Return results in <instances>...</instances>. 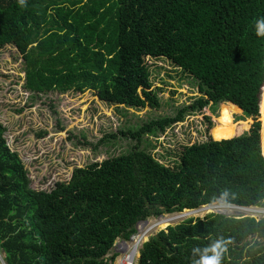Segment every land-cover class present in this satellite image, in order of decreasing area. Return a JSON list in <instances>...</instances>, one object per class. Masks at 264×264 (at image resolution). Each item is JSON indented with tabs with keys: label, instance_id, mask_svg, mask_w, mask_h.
Segmentation results:
<instances>
[{
	"label": "trees",
	"instance_id": "trees-1",
	"mask_svg": "<svg viewBox=\"0 0 264 264\" xmlns=\"http://www.w3.org/2000/svg\"><path fill=\"white\" fill-rule=\"evenodd\" d=\"M259 17L264 0H0V47L10 44L22 55L29 90L91 89L108 104L158 108L149 54L190 74L200 92L173 116L104 135L98 142L119 135L132 143L73 167L50 190L30 186L0 122L2 264H111L115 240H129L135 223L149 216L197 209L223 193L225 203L264 206ZM220 102L242 113L237 121L253 120L246 133L183 145L171 165L150 153L154 144L144 134L156 136ZM215 241L227 248L221 264H264V217L208 212L168 224L141 243L137 264H191L192 248Z\"/></svg>",
	"mask_w": 264,
	"mask_h": 264
},
{
	"label": "rangeland",
	"instance_id": "rangeland-1",
	"mask_svg": "<svg viewBox=\"0 0 264 264\" xmlns=\"http://www.w3.org/2000/svg\"><path fill=\"white\" fill-rule=\"evenodd\" d=\"M126 21H129L127 17ZM129 28L134 29L132 26ZM145 62L151 71V88H156L159 107L125 108L99 99L91 89L62 92L29 90L24 87L22 55L10 44L0 47V122L5 127L3 135L8 146L18 153L27 170L32 188L50 190L55 181L67 180L73 167L121 153L132 141L130 143L119 135L106 143L98 141L125 126L136 127L159 116H173L179 108L193 104L200 96L197 80L167 58L147 54ZM240 116L242 113L235 111L227 102L215 106L209 104L201 112L188 113L183 121L171 124L156 136L144 134L143 137L154 144L150 153L160 162L171 165L183 145L246 133L253 120L244 118L237 121ZM159 153L163 157H159ZM212 204L216 206L207 211L201 206L191 213L183 210L149 216L146 222H137L134 228L149 226L151 235L161 229L158 228L160 220L166 221L162 226L164 228L189 217L201 218L208 212H233L231 207L217 201L208 206ZM260 209L264 211V206L255 208L256 211ZM256 211H241L239 214L260 216ZM149 235H143V239ZM111 249L107 255L115 250L114 246ZM120 257L119 252L113 263L116 264Z\"/></svg>",
	"mask_w": 264,
	"mask_h": 264
},
{
	"label": "clouds",
	"instance_id": "clouds-1",
	"mask_svg": "<svg viewBox=\"0 0 264 264\" xmlns=\"http://www.w3.org/2000/svg\"><path fill=\"white\" fill-rule=\"evenodd\" d=\"M25 3H26V0H19V4L21 6H24ZM255 35L257 37H264V17H259L256 19V21H255ZM263 62H264V60H263ZM226 196H227V193H223L221 196V199L223 200ZM215 201H218V200H215ZM220 202H222V201H220ZM232 206H236V204H232ZM249 207L254 208V209L255 208L259 209L263 206H261V207L249 206ZM249 207H247V208H249ZM240 208H244V207L240 206ZM185 209H187V208H185ZM194 209H196V208H194ZM256 212L260 213V216H258L256 218L264 217V211H262L261 209L257 210ZM238 215H240V214H238ZM241 215H243V214H241ZM244 215H246V214H244ZM140 221H137V222H139V224L144 223V222H142V220H140ZM116 240H115V242H116ZM226 251H227V248L224 246V244L221 241H215L214 243H212L211 245H209L203 249H201L199 247H194L191 250V254L193 257L191 264H221L222 256ZM209 253H211V255H209ZM196 257H198V259H196Z\"/></svg>",
	"mask_w": 264,
	"mask_h": 264
},
{
	"label": "built area",
	"instance_id": "built-area-1",
	"mask_svg": "<svg viewBox=\"0 0 264 264\" xmlns=\"http://www.w3.org/2000/svg\"><path fill=\"white\" fill-rule=\"evenodd\" d=\"M149 230V226L136 227L129 240H116V242L113 244L115 248V250L113 249V252H117L116 256L119 254V252L121 254V257L117 260L116 264H134V262L137 263L138 258L135 257L138 254L140 245L144 240L143 235H146L147 237V235H149ZM113 262L114 260L111 262V264H115Z\"/></svg>",
	"mask_w": 264,
	"mask_h": 264
},
{
	"label": "bare ground",
	"instance_id": "bare-ground-1",
	"mask_svg": "<svg viewBox=\"0 0 264 264\" xmlns=\"http://www.w3.org/2000/svg\"><path fill=\"white\" fill-rule=\"evenodd\" d=\"M217 202H219V204H224V206H226V207H231L232 209H233V212L234 211H249V210H251V208H249V210L248 209H245V208H247V207H244V208H240V207H237V206H232V204H227V203H224V202H220V201H217ZM208 204H210V203H208ZM208 204H204V206L203 207H201V208H204L206 211L207 210H209L210 208H212L213 206H215V204H212V206H208ZM200 209V208H199ZM194 211H198V209H192V210H189V209H187L186 211H184V212H187V213H191V212H194ZM252 211H256L255 209H253ZM251 214V213H250ZM179 216V215H178ZM165 218V217H164ZM168 219V218H167ZM161 222H159V227L158 228H162V226H163V224L166 222L165 220H160ZM155 227V226H154Z\"/></svg>",
	"mask_w": 264,
	"mask_h": 264
},
{
	"label": "water",
	"instance_id": "water-1",
	"mask_svg": "<svg viewBox=\"0 0 264 264\" xmlns=\"http://www.w3.org/2000/svg\"><path fill=\"white\" fill-rule=\"evenodd\" d=\"M261 86H262V83H261ZM261 86H260V91H261ZM260 95H261V93H260ZM253 122V121H252ZM227 139H229V138H227ZM218 201H222L221 199H218ZM223 202V201H222ZM227 204H230V203H227ZM238 207H240V206H238ZM216 212V211H215ZM239 212H241V211H234V212H232V214L231 213H224V212H221V211H217V213H221V214H225V215H238L239 214ZM146 221V219H144V220H142V222H145Z\"/></svg>",
	"mask_w": 264,
	"mask_h": 264
}]
</instances>
